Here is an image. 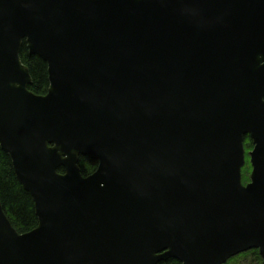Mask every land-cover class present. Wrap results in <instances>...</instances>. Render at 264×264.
Returning a JSON list of instances; mask_svg holds the SVG:
<instances>
[{
  "label": "water",
  "instance_id": "95a60500",
  "mask_svg": "<svg viewBox=\"0 0 264 264\" xmlns=\"http://www.w3.org/2000/svg\"><path fill=\"white\" fill-rule=\"evenodd\" d=\"M0 147L38 218L0 201V264H264V0H0Z\"/></svg>",
  "mask_w": 264,
  "mask_h": 264
},
{
  "label": "trees",
  "instance_id": "16d2710c",
  "mask_svg": "<svg viewBox=\"0 0 264 264\" xmlns=\"http://www.w3.org/2000/svg\"><path fill=\"white\" fill-rule=\"evenodd\" d=\"M23 63L29 68L33 78V84L29 89L36 95H46L49 90V75L47 63L38 55H30L27 45L24 42L21 49ZM247 150L253 144L249 136L246 138ZM249 158L247 159V169L250 171ZM79 166L82 174L88 176L96 171L98 162L89 157L82 156ZM64 173V169H59ZM0 201L5 213L10 219L13 227L19 233H26L38 226V218L35 212V204L30 194L23 188L15 174L11 157L0 147ZM258 260L260 257L254 252ZM159 264H180L176 259H168Z\"/></svg>",
  "mask_w": 264,
  "mask_h": 264
},
{
  "label": "rangeland",
  "instance_id": "374dc122",
  "mask_svg": "<svg viewBox=\"0 0 264 264\" xmlns=\"http://www.w3.org/2000/svg\"><path fill=\"white\" fill-rule=\"evenodd\" d=\"M245 171H246V168H244V170H243V173L244 174H245ZM254 252H257V251H254L253 250V251H249V252H247L245 254L243 253V255L237 256V258L232 259L227 264H261V259L258 260V258L256 257V255L254 254ZM258 255H259V253H258Z\"/></svg>",
  "mask_w": 264,
  "mask_h": 264
},
{
  "label": "flooded vegetation",
  "instance_id": "af4514ba",
  "mask_svg": "<svg viewBox=\"0 0 264 264\" xmlns=\"http://www.w3.org/2000/svg\"><path fill=\"white\" fill-rule=\"evenodd\" d=\"M250 174H251V172H250ZM250 174H249V176H250ZM248 183H249V181H247V182L245 183V185L248 184Z\"/></svg>",
  "mask_w": 264,
  "mask_h": 264
}]
</instances>
